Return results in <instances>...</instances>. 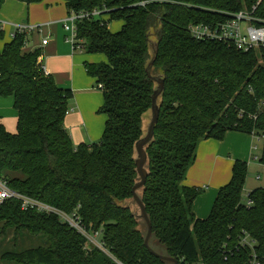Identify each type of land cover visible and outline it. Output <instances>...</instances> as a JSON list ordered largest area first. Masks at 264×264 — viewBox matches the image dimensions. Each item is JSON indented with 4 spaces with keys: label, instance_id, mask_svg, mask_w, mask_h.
<instances>
[{
    "label": "trees",
    "instance_id": "trees-1",
    "mask_svg": "<svg viewBox=\"0 0 264 264\" xmlns=\"http://www.w3.org/2000/svg\"><path fill=\"white\" fill-rule=\"evenodd\" d=\"M4 2L0 0V8ZM64 2L68 11L101 12L99 19L77 22L76 35L86 53L106 57L85 62L102 91V135L97 143L72 144L64 127L71 89L44 75L38 69L40 51H23L25 35L16 34L0 48V96H12L17 111L15 133L0 123V177L21 194L67 213L76 210L88 231H100V241L121 264H173L143 245L146 225L131 193L139 180L135 143L145 134L143 121L151 118L155 79L161 78L159 116L145 146L147 177L137 189L152 225L150 247L178 264H245L249 248L224 259L220 247H231L246 231L257 255L264 257V187L250 190L243 201L246 162L234 161L229 182L219 188L205 218H196L192 211L202 189L182 184L199 141L221 140L227 131L261 135L259 162L264 164V48L243 51L194 39L187 30L191 22L224 19L220 13L251 11L252 6L253 15L264 19V0ZM113 20L122 24L111 32L108 23ZM8 229L15 238L26 232L46 240L21 252L6 251L1 259L18 264H117L97 247H88L56 215L23 210L16 199L0 203L1 234Z\"/></svg>",
    "mask_w": 264,
    "mask_h": 264
},
{
    "label": "crops",
    "instance_id": "crops-1",
    "mask_svg": "<svg viewBox=\"0 0 264 264\" xmlns=\"http://www.w3.org/2000/svg\"><path fill=\"white\" fill-rule=\"evenodd\" d=\"M67 13L64 0H41L38 3L30 4L7 0L0 8V19L7 20V22L12 21L10 23H30L39 26L40 30L28 35V42L25 46L34 42V33H39L40 41L36 45H31L29 51L38 49L40 51L39 62L46 67L55 83L59 87L71 89L72 97L67 101L64 127L72 144L76 146L80 142L91 144L95 142H90L91 140L100 139V133L104 129L103 124L97 132H93L89 118L87 122L86 118L87 109L91 108L93 111V109L99 108L103 102V96L102 100L93 104L92 96L95 93L98 96L102 95V91L99 88V91L95 92L86 90L93 84L91 80L96 83V79L85 75L84 67L80 63L81 58L76 56L75 49L67 39L68 32L62 24ZM10 29L8 27V31ZM42 39H47V43L42 44ZM82 51L84 52V46L80 52L83 55ZM101 61H106V58L99 56L94 59L96 63ZM85 62L88 61L85 60L84 65ZM105 120L106 118L104 124ZM0 123L8 132H16L17 111L13 107L12 96H0ZM83 127L89 141H85L81 133ZM254 141L255 138L251 134L238 131H227L221 140L205 138L199 141L195 159L188 167L182 181L184 186L202 189V192L192 203V211L196 218L202 219L208 216L219 188L226 185L231 178L235 160H241L247 164V175L242 192L264 187V164L259 162L260 153L256 152L258 147L253 149ZM252 169L260 171L262 174H257L256 180L252 179L250 175ZM245 187L249 190H245Z\"/></svg>",
    "mask_w": 264,
    "mask_h": 264
},
{
    "label": "built area",
    "instance_id": "built-area-1",
    "mask_svg": "<svg viewBox=\"0 0 264 264\" xmlns=\"http://www.w3.org/2000/svg\"><path fill=\"white\" fill-rule=\"evenodd\" d=\"M140 5H144L145 2H140ZM255 6H252L251 11L240 10L235 13H220L226 16L224 19H217L211 22H191L187 25V30L192 38L197 40H212L223 42L227 45H233L237 49L247 51L253 48H264V19L256 18L253 15ZM101 18L100 9L81 10L74 11L69 10L66 17L62 20L63 28L68 32V41L72 44L73 48L83 49V45L80 40L77 39L76 25L77 22L84 19H99ZM10 27V31H7L10 39L16 34H24L25 42H28V35L32 32L40 30L38 25L35 24H22V23H10L0 19V33L3 35L6 32V28ZM47 39H42V44H46ZM38 69L44 74L48 75L49 72L46 67L39 62L38 57ZM264 105V101L262 102ZM254 138L259 139L262 137L256 133L251 134ZM257 145H253V149H256ZM7 199H16L20 202V207L23 210L35 209L38 212L46 214H54L57 216L60 222L67 224L74 229L77 233L81 234L86 239V245L89 247H97L109 255L113 260L116 259L110 254V252L104 247L100 241V231H88L85 225L82 223L77 211L74 210L70 213L64 212L57 207H54L48 203L40 201L38 199L21 194L8 186L5 179L0 177V203ZM247 204H251V201H247ZM255 241L246 232L242 231L239 235L236 243L229 247L226 243H223L220 247V252L224 259L233 255L239 248H249L250 255L245 264H264V257H260L255 252ZM118 262V261H117ZM121 264L120 262H118Z\"/></svg>",
    "mask_w": 264,
    "mask_h": 264
},
{
    "label": "rangeland",
    "instance_id": "rangeland-1",
    "mask_svg": "<svg viewBox=\"0 0 264 264\" xmlns=\"http://www.w3.org/2000/svg\"><path fill=\"white\" fill-rule=\"evenodd\" d=\"M8 1H15V0H8ZM18 1V0H16ZM7 2V0L5 1V3ZM21 2V1H19ZM40 2V1H39ZM16 3V2H15ZM23 2H21L22 4ZM34 3H38V2H34ZM6 5V4H4ZM104 18L107 19V15H103ZM7 21V20H6ZM9 21V20H8ZM12 22V21H10ZM122 24V21L121 20H113V21H109L108 23V28L110 29L111 32H114V31H117L120 26ZM7 31H8V27L6 28V32L5 34L3 35V38L0 39V48L2 47V44L5 42V41H9L10 40V36L9 34H7ZM9 32V31H8ZM35 35L33 36V39H34V42H31L30 44H28V46H24L23 47V51H29L31 49V45H36L37 42L40 41L41 39V36L39 33H34ZM81 51L79 49H76L75 50V53H76V56L81 58V64H82V67H84V73L85 75H87L88 77L90 78H93L86 70V67L84 65V61L87 60L88 62L90 63H96L94 62V59L96 57H105V54L104 53H101V52H93V53H86L85 51L83 53V55L80 53ZM106 58V57H105ZM84 60V61H83ZM91 84L89 87H87V91L89 92H95V91H99L98 90V86L96 85V83L94 82V80H91ZM86 96L88 97V94H86ZM102 100V95L99 94H94L92 96V103L95 104L96 102H98L99 100ZM69 102H68V106H69ZM102 105V104H101ZM91 108H88V112H87V118H86V122L88 121V118H89V122H90V127L92 129L93 132H97L99 129H100V126L103 124V128H104V119L106 118L104 113L102 112H99V108H96V109H92L90 110ZM145 121H143V129H145L144 131L146 132V129H147V126L149 124V121H150V116L147 118L144 119ZM102 128V129H103ZM85 128H81V133L83 135V137L85 138V141H89V139H87L86 135H85ZM102 132V131H101ZM102 135V133H100V136ZM91 140L90 142H93V143H97L99 140ZM255 144H257V147H258V150L256 151L257 153H260L261 151V146H262V137H259V139L255 138V141H254ZM257 174H260V171H257V170H251V177L252 179H255L256 180V176ZM245 190H249L247 189V187H245ZM247 192L248 191H243L242 192V199L243 201H246V196H247ZM45 240H46V237L42 236V235H30L26 232H23L21 234H19L16 238L14 237V232L12 229H8L6 234H1L0 232V256L5 253L6 251H12V252H21L23 251L24 249H28V248H31V247H35V246H38V245H44L45 244ZM90 247V246H89ZM100 249V248H99ZM101 250V249H100ZM102 251V250H101ZM103 253H105L104 251H102ZM106 254V253H105ZM109 256V255H108ZM110 257V256H109ZM115 261V260H113ZM117 264H119L117 261H115ZM0 264H18L16 263L15 261H8V260H5V259H1L0 258Z\"/></svg>",
    "mask_w": 264,
    "mask_h": 264
},
{
    "label": "water",
    "instance_id": "water-1",
    "mask_svg": "<svg viewBox=\"0 0 264 264\" xmlns=\"http://www.w3.org/2000/svg\"><path fill=\"white\" fill-rule=\"evenodd\" d=\"M152 64H153V60H151L148 63L147 68H146V71H147V74L149 77H150L149 69L152 66ZM155 80L158 83V87L153 91V94L151 97V118H150V121H149V124L147 126L145 134L143 135V137H141L135 143V149H136V153H137V157L135 159V165H136L137 173L139 175V180L131 188V193H132L134 202L139 207L140 212H139L138 216L143 219V221L146 225V233H145V236L143 239V245L147 248V250L152 255L158 257L160 260L165 261V262H171L173 264H178V262L175 258L168 256V255L158 253L150 247L149 240H150V237L152 235V225H151V221L148 217V214L146 212L143 201L141 200L140 196L137 194V189H139L140 187H142L144 185V183L146 181V177H147V170L144 167L145 162L147 160V154L145 151V146L147 143L150 142V140L153 137L154 126H155V124L158 120V116H159V108H158V104H157L156 100H157V97L159 96V94L161 93V91L163 89V80L161 78L155 79Z\"/></svg>",
    "mask_w": 264,
    "mask_h": 264
}]
</instances>
